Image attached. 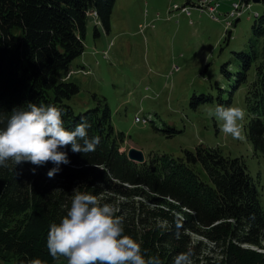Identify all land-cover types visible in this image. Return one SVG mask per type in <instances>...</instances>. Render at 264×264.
I'll use <instances>...</instances> for the list:
<instances>
[{
    "label": "trees",
    "instance_id": "obj_1",
    "mask_svg": "<svg viewBox=\"0 0 264 264\" xmlns=\"http://www.w3.org/2000/svg\"><path fill=\"white\" fill-rule=\"evenodd\" d=\"M115 1L0 0V119L6 121L14 108L29 102L52 104L62 110L65 128L73 130L87 121L89 138H100L95 151L87 154L73 153L71 145L60 149L70 163L62 164L54 178L47 176L55 167L52 162L37 167L9 161L7 168L0 167V260L54 264L57 258L48 252L47 234L66 215L75 190L97 200L105 192L113 194L100 203L119 207L116 215L123 220L124 234L141 245L146 258L159 256L162 264H173L177 254L192 249L194 260L203 245L191 240L190 233H196L220 249L221 257L213 264H264L262 252L242 246L261 247L264 237L263 192L243 157L199 144L178 157L150 155L136 162L120 150L125 135L114 127L105 96L93 93L96 105L85 111L72 105L80 86L65 76L86 49L87 11H98L103 28L110 30ZM252 28L249 50L235 52L240 60L235 87L249 84L245 133L254 151L264 154V13L256 16ZM227 66L222 69L229 75ZM211 99L195 95L192 106ZM136 197L149 203H141L139 213ZM173 209L183 222L179 239ZM154 220L171 226L160 231Z\"/></svg>",
    "mask_w": 264,
    "mask_h": 264
},
{
    "label": "rangeland",
    "instance_id": "obj_2",
    "mask_svg": "<svg viewBox=\"0 0 264 264\" xmlns=\"http://www.w3.org/2000/svg\"><path fill=\"white\" fill-rule=\"evenodd\" d=\"M237 1L238 21L226 30L225 14ZM203 2L210 6L219 3L215 14L222 20H213ZM184 8L190 12L182 11ZM263 13L264 3L253 0H116L110 30H105L98 11L91 8L87 11L86 49L70 66L76 70L70 80L80 86L71 103L77 111H85L96 105L93 93L105 96L114 127L125 135L121 150L127 155L136 149L146 157H178L184 149L203 144L218 147L230 157H243L264 196V154L254 151L245 133L250 119L249 84L235 87L234 76L240 68L235 52L249 50L253 22ZM95 27L99 35H95ZM229 30L232 36L228 39ZM226 63L229 75L222 69ZM175 66L179 69L174 70ZM66 72L61 70V74ZM202 94L212 99L192 106L193 97ZM217 105L244 110L245 119L240 122L243 140L225 135L221 122L208 115V109ZM107 195L114 196L108 192L103 196ZM133 201L137 213L141 203L149 204L141 197ZM170 212L179 218L174 209ZM161 221L154 220L156 225ZM190 237L194 243H203L192 264H213L221 257L220 249L207 238L196 233ZM262 240L261 247L242 246L264 254V237ZM0 264L15 263L0 260ZM54 264H67V259L59 257Z\"/></svg>",
    "mask_w": 264,
    "mask_h": 264
},
{
    "label": "clouds",
    "instance_id": "obj_3",
    "mask_svg": "<svg viewBox=\"0 0 264 264\" xmlns=\"http://www.w3.org/2000/svg\"><path fill=\"white\" fill-rule=\"evenodd\" d=\"M208 115L221 122L220 130L233 139L243 140L241 121L245 112L240 107L217 105ZM2 116V115H0ZM0 167L7 168L29 162L43 166L52 162L55 167L47 172L54 178L60 166L70 163L67 153L60 149L71 145L73 153L94 152L99 137L89 138L90 124L82 121L73 130L65 128L62 110L52 104L29 102L26 107L14 108L6 121L0 119ZM33 174L36 167L32 168ZM123 220L116 209L101 204L89 193L74 190L70 207L60 223H53L47 234V249L53 258L65 257L67 264H162L159 256L145 257L141 245L124 234ZM158 228H167L157 223ZM183 222L175 220V237L180 238ZM193 250L177 254L173 264H192ZM27 264H42L32 259Z\"/></svg>",
    "mask_w": 264,
    "mask_h": 264
},
{
    "label": "built area",
    "instance_id": "obj_4",
    "mask_svg": "<svg viewBox=\"0 0 264 264\" xmlns=\"http://www.w3.org/2000/svg\"><path fill=\"white\" fill-rule=\"evenodd\" d=\"M202 5L203 6H208L210 12L212 13L211 14L212 18L215 19V20H218V17L215 14V10L218 7L219 3H215L214 6H210V5H207V3L203 2ZM239 8H240L239 2H235L233 4V9L228 13V18L234 17L236 14H238ZM182 10L187 11L189 13V11L187 10V8H184ZM230 23H231V21L228 20L227 21V24L229 25ZM177 69H178V67H177Z\"/></svg>",
    "mask_w": 264,
    "mask_h": 264
},
{
    "label": "water",
    "instance_id": "obj_5",
    "mask_svg": "<svg viewBox=\"0 0 264 264\" xmlns=\"http://www.w3.org/2000/svg\"><path fill=\"white\" fill-rule=\"evenodd\" d=\"M262 0H253L254 3H260ZM129 158L136 162H144L146 157L144 153L140 150L131 149L129 152Z\"/></svg>",
    "mask_w": 264,
    "mask_h": 264
},
{
    "label": "crops",
    "instance_id": "obj_6",
    "mask_svg": "<svg viewBox=\"0 0 264 264\" xmlns=\"http://www.w3.org/2000/svg\"><path fill=\"white\" fill-rule=\"evenodd\" d=\"M112 26H114V21L112 22ZM74 71H76V70H73V69H71V68H70V71H69V72H67V74H68V73H70V72H72V74H71V76H70V78H69V79H71V78H72V76L74 75V73H73ZM77 71H78V70H77Z\"/></svg>",
    "mask_w": 264,
    "mask_h": 264
}]
</instances>
